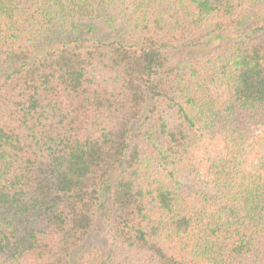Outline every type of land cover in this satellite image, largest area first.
<instances>
[{
  "label": "trees",
  "instance_id": "1",
  "mask_svg": "<svg viewBox=\"0 0 264 264\" xmlns=\"http://www.w3.org/2000/svg\"><path fill=\"white\" fill-rule=\"evenodd\" d=\"M0 264H264V0H0Z\"/></svg>",
  "mask_w": 264,
  "mask_h": 264
}]
</instances>
